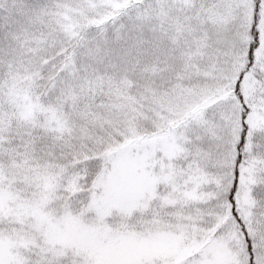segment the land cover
<instances>
[{"label": "snow or ice", "instance_id": "snow-or-ice-1", "mask_svg": "<svg viewBox=\"0 0 264 264\" xmlns=\"http://www.w3.org/2000/svg\"><path fill=\"white\" fill-rule=\"evenodd\" d=\"M0 264H264V0H0Z\"/></svg>", "mask_w": 264, "mask_h": 264}]
</instances>
